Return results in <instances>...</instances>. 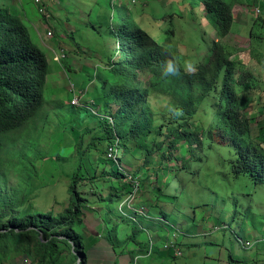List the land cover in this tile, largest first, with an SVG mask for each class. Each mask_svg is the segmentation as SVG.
I'll return each instance as SVG.
<instances>
[{
  "label": "rangeland",
  "instance_id": "374dc122",
  "mask_svg": "<svg viewBox=\"0 0 264 264\" xmlns=\"http://www.w3.org/2000/svg\"><path fill=\"white\" fill-rule=\"evenodd\" d=\"M190 1L48 0L46 20L37 13L33 0H0L1 11L24 23L50 69L42 112L47 124L41 127L38 143L27 150V157L33 163L31 191L19 211L61 214L69 204L67 189L71 177L80 165L77 191L86 200L81 226H86L89 232L96 231L97 241L102 240V244L120 253L125 239L118 240L113 226L107 235V223L123 219L122 223L137 224L147 234L150 253L138 255L137 261L134 256L133 264H264V182H257L249 174L234 176L232 162L237 155L230 144L216 134L204 139L201 149L193 145L194 151L189 154L182 147L177 153L183 159L177 163H169L165 157L169 136L181 123L200 124L209 113L208 107L195 116L182 112L173 115L165 108L162 97L149 93L147 104L155 114L156 123L161 125L154 164L145 166L139 158L124 157L119 162L120 168L131 174L120 181L112 179L113 169L107 156L109 143L102 140L103 118L106 112L116 110V104L105 103L99 89L102 81L112 80L109 69L118 57L114 13L118 4L127 6L130 17L152 38L171 30V56L187 71L195 70L215 41L232 53L231 59L238 63L239 70L253 73L257 86L248 94L246 111L251 120V137L264 145V17L243 15L247 4L235 8L231 32L220 40L201 4L192 7ZM247 3L248 10L264 6V0H247ZM48 32H52V38L46 41ZM58 50H63L67 58L61 64H54L51 51ZM138 75L144 82L148 71ZM74 94L80 97L78 106L70 104ZM33 128L36 129L34 126L23 131ZM32 133L36 137L39 128ZM116 157L119 159V153ZM4 159L15 163V156L4 154ZM183 163L188 167H182ZM164 172L170 178L158 186L157 180L165 177ZM133 182H138L140 189L133 195L131 212L154 215L150 231L144 228L146 222L142 216L134 214L135 222L129 211L122 213L123 208H118L120 199L113 194L116 190L112 187L129 186ZM21 183V178L10 169L5 189L11 192ZM161 186L164 193L158 189ZM247 241L252 245L247 246ZM63 250L62 260L69 264L71 249L70 254L68 249ZM24 261L38 264L20 251L11 250L7 256H0V264H24Z\"/></svg>",
  "mask_w": 264,
  "mask_h": 264
},
{
  "label": "trees",
  "instance_id": "16d2710c",
  "mask_svg": "<svg viewBox=\"0 0 264 264\" xmlns=\"http://www.w3.org/2000/svg\"><path fill=\"white\" fill-rule=\"evenodd\" d=\"M200 4L220 40L227 38L231 32L234 9L249 5L247 0L190 1L192 7H199ZM114 8L118 57L109 69L112 80L102 81L99 89L105 103L116 104V110L106 112L103 118L102 140L109 143L108 152L111 149L115 154L114 159L108 157L113 169L112 179L120 181L126 174H131L120 168L119 162L124 157L139 158L145 166L154 164L161 125L156 123L155 114L147 104V96L155 93L162 97L166 102L165 108L173 115L182 112L195 116L204 108L209 110L200 124L189 126L188 123H181L169 136L164 153L169 163L183 159L178 155L182 147L185 146L186 154H189L194 151L195 145L201 149L204 139L217 134L230 144L237 155L232 162L234 176L249 174L257 182H264V145L251 137V120L246 111L248 94L257 86L253 73L239 70L238 63L231 59L232 53L215 41L195 70L187 71L171 56V30L164 31L157 39L152 38L130 17L127 6L118 4ZM166 17L171 19V15ZM143 70L148 71V78L141 82L138 72ZM49 74V63L33 43L24 23L0 10V256H7L14 250L38 264H60L61 261L65 264L63 249H68L70 254V248L69 264H88L86 247L81 235L75 231L83 222L82 208L86 203L77 191L80 165L71 177L67 189L69 204L61 214L54 216L51 213L19 211L31 191L33 163L27 157V150H31L33 143H38L41 127L47 124L42 112ZM34 126L36 129L33 128V131L39 128L36 137L31 129L23 131ZM19 140L22 143H18ZM116 153H119V159ZM4 154L15 156V163L4 159ZM182 167L187 168L188 164L183 163ZM10 169L22 180L11 192L5 189ZM164 176L155 179H158V186L170 178L167 172ZM112 188L116 190L113 193L115 197L120 199L118 208H123L121 212L125 214L129 211L134 217L132 202L129 204L126 201L139 191L138 182ZM158 189L161 193L165 192L162 186ZM135 215L148 218L143 213ZM119 220L122 222L123 219ZM129 225L132 228L129 239L132 240L139 226ZM149 246L148 240L144 245L145 253H150Z\"/></svg>",
  "mask_w": 264,
  "mask_h": 264
},
{
  "label": "crops",
  "instance_id": "0c3cea01",
  "mask_svg": "<svg viewBox=\"0 0 264 264\" xmlns=\"http://www.w3.org/2000/svg\"><path fill=\"white\" fill-rule=\"evenodd\" d=\"M79 30L80 32H83L81 28ZM146 215L148 216V218H144L143 220L146 222L144 228H147V230L150 231L153 226L152 218L154 215ZM107 225V235H110L109 227L113 226L114 229L117 230L116 234L118 236V240L123 241V238L125 239L124 247L120 249V253H118L114 247L108 246V244H102V240L97 241L95 235H97L98 233L96 231L92 230L89 232V230L86 229V226L75 228L76 233L81 235L84 245L86 247V252L88 254V264H109L112 262H114L113 264H133L134 256H137L136 258H138V255L145 254L146 249L144 245L148 243L146 239L147 234L141 227H139V231L136 232L135 238H132L131 240L129 238H131L132 228L128 223H122L121 220L120 222H118L112 219L109 221V223H107ZM156 226L157 225L155 224V227ZM155 231H157V227L155 228ZM155 231L154 234H156ZM139 240H141L140 245H138ZM118 254L120 255L118 256ZM194 258L195 260L197 259L195 256ZM189 262L190 260L188 261V263Z\"/></svg>",
  "mask_w": 264,
  "mask_h": 264
},
{
  "label": "built area",
  "instance_id": "2783aa9c",
  "mask_svg": "<svg viewBox=\"0 0 264 264\" xmlns=\"http://www.w3.org/2000/svg\"><path fill=\"white\" fill-rule=\"evenodd\" d=\"M33 6L35 7L39 15L43 16L44 19L46 20L49 19L48 11H47L48 0H33ZM246 7H245V13L242 12L243 15H252L253 17L264 16V9H261L259 7H250V10H248ZM51 38H52V32H48L46 36L44 37V40L47 41V40H50ZM51 55H52V62L54 64H61L67 58L66 53L63 50H58V52L51 51ZM79 99L80 97L74 94V97L72 98V101L70 102V104L72 106H78ZM108 157L113 158V159L115 158V154L113 153V151H111V149L108 152ZM132 198H134V196H132L131 199L126 202L130 204L132 202ZM246 245L251 246L252 244L250 241H247ZM177 254L181 255V252L177 251ZM24 264H30V263L28 261H24Z\"/></svg>",
  "mask_w": 264,
  "mask_h": 264
},
{
  "label": "clouds",
  "instance_id": "9594fccd",
  "mask_svg": "<svg viewBox=\"0 0 264 264\" xmlns=\"http://www.w3.org/2000/svg\"><path fill=\"white\" fill-rule=\"evenodd\" d=\"M248 6V5H247ZM249 7V6H248ZM253 7H259V8H261V9H264V6L263 7H261V6H253ZM252 16V15H251ZM259 17H264V16H259ZM259 17H254V18H259ZM171 70V69H170Z\"/></svg>",
  "mask_w": 264,
  "mask_h": 264
},
{
  "label": "bare ground",
  "instance_id": "6f19581e",
  "mask_svg": "<svg viewBox=\"0 0 264 264\" xmlns=\"http://www.w3.org/2000/svg\"><path fill=\"white\" fill-rule=\"evenodd\" d=\"M138 258H139V257H138ZM138 258H136V261H137Z\"/></svg>",
  "mask_w": 264,
  "mask_h": 264
}]
</instances>
